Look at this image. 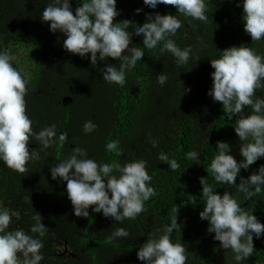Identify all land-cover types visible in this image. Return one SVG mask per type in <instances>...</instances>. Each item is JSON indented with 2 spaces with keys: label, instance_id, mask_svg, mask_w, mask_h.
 <instances>
[{
  "label": "trees",
  "instance_id": "trees-1",
  "mask_svg": "<svg viewBox=\"0 0 264 264\" xmlns=\"http://www.w3.org/2000/svg\"><path fill=\"white\" fill-rule=\"evenodd\" d=\"M49 2L0 0V50L17 56L13 66L28 79L24 99L33 132L55 124L57 135H68L65 143L48 149L31 138L29 149L36 150L39 158L26 164L25 173L0 162V207L17 214L8 230L23 229L43 242L40 264H143L136 256L138 248L149 234L155 236L157 230L170 225L173 208L178 207L181 229L174 230L170 239L185 247V264H237L231 249H222L214 234L208 233V222L199 218L204 207L199 178L206 177L220 195L229 191L244 211L253 212L264 224V187L247 198L234 185L217 183L206 171L217 155V141L230 145V154L237 162L242 159L241 142L233 131L239 116L227 120L222 105L207 95L214 71L209 60L219 58L220 51L241 45L264 56V38L251 41L243 30L242 8L237 7L240 0H205L207 20L203 22L176 13L171 5L161 4L153 10L143 0H116L119 15L114 22L129 20L139 25L146 22V14L177 15L182 27L170 38L181 49H192L189 61L179 66L170 53L160 54L162 44L151 51L143 48L142 35L130 26V44L140 47L144 57L127 70L124 85L102 79L106 64L118 66L119 61L105 58L91 64L90 54L81 58L63 48L66 37L50 32L41 20ZM82 2L85 0H70L73 14ZM137 8L141 11L135 12ZM161 73L168 77L163 86L156 81ZM188 88L191 91L184 94ZM257 97L264 99V86L254 91L253 99ZM251 114V106H246L242 115ZM88 120L96 128L85 133L83 124ZM110 140L118 142L119 156L106 148ZM74 147L85 149L97 162L146 161L155 195L144 202V211L135 219L116 222L89 206L88 217H76L66 182L53 180L50 174V168L67 158ZM191 151L199 153L200 164L186 158ZM160 153L175 159L178 168L169 170L158 159ZM260 165H264V158L248 170L241 169L236 185ZM36 213L47 228L43 236L30 232ZM117 228L126 229L129 236L112 239ZM253 245L251 256L239 264H264V234L260 239L253 236Z\"/></svg>",
  "mask_w": 264,
  "mask_h": 264
},
{
  "label": "clouds",
  "instance_id": "clouds-1",
  "mask_svg": "<svg viewBox=\"0 0 264 264\" xmlns=\"http://www.w3.org/2000/svg\"><path fill=\"white\" fill-rule=\"evenodd\" d=\"M143 3L153 10L161 4L171 5L176 13L185 17L202 22L207 20L205 0H143ZM237 7L242 8L243 30L251 41L264 38V0H240ZM134 11L140 12L141 9ZM118 15L116 0H85L74 14L70 0H50L41 12V20L49 25L50 32H60L66 37L63 48L67 52L81 58L90 54L91 64L105 58L119 61L118 66L106 64L103 69L102 79L108 83L124 85L127 70L144 57L140 47L130 44V26L135 33L142 35L143 48L151 51L162 44L159 47L161 55L170 53L179 66L189 61L191 47L181 49L170 38L182 27L177 15L146 14V22L139 25L129 20L114 22ZM16 60L15 54L0 50V162L18 173H25L26 164L39 158L36 150L29 149L31 138L34 137L43 149H48L56 143H65L68 135L66 132L57 135L55 124L33 132L24 99L28 79L13 66ZM209 63L214 71L210 74L212 87L207 95L222 105L227 120L239 116L233 131L241 142L239 156L242 159L237 162L230 154V145L217 141V155L206 171L211 172L217 183L234 185L237 191L251 198L264 187V165L247 179L241 177L238 185L235 182L241 169L248 170L258 159L264 158V99H253L254 91L264 86L261 83L264 81V56L243 45L232 46L220 51V57L210 59ZM167 79L163 73L156 77L161 86ZM190 91V88L184 89L183 93ZM246 106H251V115H242ZM95 128L91 120L83 124L85 133ZM152 144L155 147L156 141L153 140ZM106 148L120 155L116 140L108 141ZM198 157L196 151L186 154L192 164L201 163ZM158 159L167 164L169 170L178 168L177 161L169 159L165 153H160ZM50 174L53 180L59 178L66 182L67 196L76 217H88V208L92 206V211L116 222L135 219L144 211V202L155 195L146 161L97 162L80 147L72 148L67 158L50 168ZM199 183L204 198L199 218L208 222V233L214 234V241H218L222 249H231L239 264L253 253V236L260 239L264 224L253 212L244 211L229 191L223 195L214 192L206 177H200ZM178 211V207L173 208L174 218L170 225L157 230L155 236L149 234L147 241L138 248L136 256L143 264H185V247L181 243H172L170 239L174 230L180 232L181 229L177 223ZM16 215L8 208L0 207V264H40L44 258L41 254L43 242L23 229L8 230L12 217ZM32 219L35 223L30 232L43 236L47 228L41 215L36 213ZM128 236L126 229L117 228L111 238Z\"/></svg>",
  "mask_w": 264,
  "mask_h": 264
}]
</instances>
